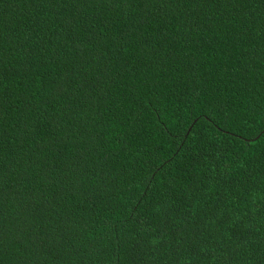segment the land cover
Segmentation results:
<instances>
[{
  "label": "trees",
  "instance_id": "trees-1",
  "mask_svg": "<svg viewBox=\"0 0 264 264\" xmlns=\"http://www.w3.org/2000/svg\"><path fill=\"white\" fill-rule=\"evenodd\" d=\"M0 264H264V0H0Z\"/></svg>",
  "mask_w": 264,
  "mask_h": 264
}]
</instances>
